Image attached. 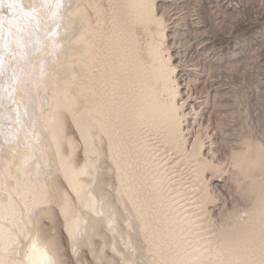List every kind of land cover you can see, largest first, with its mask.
<instances>
[{
  "label": "bare ground",
  "instance_id": "6f19581e",
  "mask_svg": "<svg viewBox=\"0 0 264 264\" xmlns=\"http://www.w3.org/2000/svg\"><path fill=\"white\" fill-rule=\"evenodd\" d=\"M102 1L0 4V264H62L55 237L43 224L54 218L55 207L76 253L94 244L96 236L107 245L102 226L113 233L110 247L123 258L118 238L137 251L130 231L123 234L120 208L106 191L112 186L102 177L106 159L111 162L108 168L116 170V200L127 213L124 221L130 228L137 214L141 234L147 240L152 237V256L164 261L169 250L185 256L208 243L209 239L190 244L188 237L182 241L184 235L194 236L198 229L193 225L203 221L198 219L202 214L192 216L186 208L197 204L200 209L215 201L206 173L216 176L223 170L205 155L199 131L192 148L187 147L186 101H179L183 93L173 55L162 47L168 38L166 20L158 16L156 0H112L109 31ZM134 23L156 27L158 40L149 44L146 57L141 56L139 42L125 34ZM68 123L83 144L81 163ZM252 149L247 143L235 162L245 176L264 170L261 151L251 153ZM255 187V218L262 221L264 180ZM200 194V200L187 203ZM241 228L247 230L239 225L230 232ZM156 232L173 234L154 241ZM243 239L250 244L238 241L241 251L261 249L253 256L264 264V229L245 233L239 240ZM161 245L169 248L167 253L158 252ZM203 248L179 257L177 263L205 262ZM91 252L99 261L105 257L102 247ZM154 258L146 264L160 262ZM125 261L142 264L132 257Z\"/></svg>",
  "mask_w": 264,
  "mask_h": 264
},
{
  "label": "rangeland",
  "instance_id": "374dc122",
  "mask_svg": "<svg viewBox=\"0 0 264 264\" xmlns=\"http://www.w3.org/2000/svg\"><path fill=\"white\" fill-rule=\"evenodd\" d=\"M111 2L112 0L102 1L104 13L108 16L109 31L113 28L111 17L114 6H111ZM156 6L158 16L166 20L168 38L162 47L168 51L165 54L173 55L172 63L177 66L175 75L183 93L179 101H186L184 110L188 112V122H185L184 126L186 130L190 129V132H185L189 140L187 147L192 148L199 131L200 136L205 139V155L215 164H220L223 170L216 176L206 173L210 177L209 189L215 201L208 203L204 209H197V204L186 208L192 211V216L202 214L198 219L203 221L193 225V229H198L194 236L184 235L182 241L188 237L187 243L191 244L209 239L206 241L208 243L202 244L204 248L197 246L192 251L203 248V252L207 253L205 262L199 264H245L243 260H257V264H260L259 257L253 256L259 248L241 251L240 242L244 241L247 246L250 243L245 241L246 239H239L242 235L245 236V233H261L264 229V220L255 218L254 208L258 191L255 184L264 180V170L254 169L245 176L241 168L236 167L235 162L244 152L243 149H246L247 143L253 148L251 153L260 150L264 158V0H156ZM90 14L94 16L93 11H90ZM128 26L125 34L131 36L136 43L139 42L137 45L141 56L146 57L149 44L158 40L156 27L138 23ZM198 91L201 92L200 95ZM68 124L70 135L76 140V145H79L76 159L81 163L84 159L83 144L73 125ZM109 164L111 162L106 159L102 167V177L113 186H107L106 191L120 208L122 232L125 234V231H130L137 251L129 249L125 244L126 240L118 238L119 248L126 255L123 258L110 247L113 243V233L102 226L107 245L101 236H96L94 244L83 245L76 253L65 230L64 218L55 207L54 218L44 219L43 224L46 233L55 237L62 264H127L125 259L130 257L146 264L154 257L158 259V256H152L154 252L148 250L152 237L147 240L146 236L141 234V221L135 217L137 214L134 213L130 228L125 223L127 213L116 200V170H110ZM62 184L66 185L65 182ZM65 187L72 195L69 187ZM195 195H192V199L187 203L202 198L201 194L196 198ZM239 225H245L247 230L241 228V232H230V229ZM156 233L154 241L158 240V236L165 238L173 234ZM200 234L199 238L195 237ZM213 243L217 247L212 246ZM229 243L234 247L228 245ZM101 247L105 257L99 261L94 258L91 249L99 250ZM167 250L168 247L161 245L158 252L164 254ZM192 252L189 251L182 257V251L173 254L169 250L168 258L164 261L158 259L163 263L156 264H178L179 259ZM258 252H261V249ZM173 255H176L175 259ZM213 259H217L216 262H212Z\"/></svg>",
  "mask_w": 264,
  "mask_h": 264
},
{
  "label": "snow or ice",
  "instance_id": "6c2138e0",
  "mask_svg": "<svg viewBox=\"0 0 264 264\" xmlns=\"http://www.w3.org/2000/svg\"><path fill=\"white\" fill-rule=\"evenodd\" d=\"M2 3H3V0H0V4H2ZM60 6L61 5L58 3L57 7H60ZM9 7L14 8V7H16V5L10 4ZM2 31H3V18H0V32H2Z\"/></svg>",
  "mask_w": 264,
  "mask_h": 264
}]
</instances>
